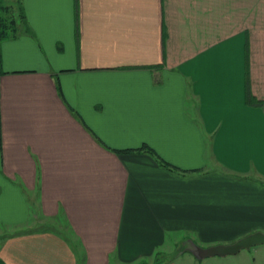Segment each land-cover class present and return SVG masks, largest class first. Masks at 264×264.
<instances>
[{"label": "crops", "instance_id": "1", "mask_svg": "<svg viewBox=\"0 0 264 264\" xmlns=\"http://www.w3.org/2000/svg\"><path fill=\"white\" fill-rule=\"evenodd\" d=\"M17 2L26 24L0 39L3 264L173 246L162 264H207L189 243L264 231V0H0ZM36 214L68 231L23 230Z\"/></svg>", "mask_w": 264, "mask_h": 264}, {"label": "rangeland", "instance_id": "2", "mask_svg": "<svg viewBox=\"0 0 264 264\" xmlns=\"http://www.w3.org/2000/svg\"><path fill=\"white\" fill-rule=\"evenodd\" d=\"M31 210V208H30ZM33 210V208H32ZM31 210V212H32ZM36 210V209H35ZM40 214H36L35 217H31V222L29 223V226H25V228L23 227V230H29V229H44V228H60L62 231H68L67 229H65L64 225L65 222L62 221L63 226H57V223L55 221L50 222L49 221H42L41 220V216H39ZM23 214L18 212L17 213V218L21 220V218H23ZM17 226H15L14 228L16 229ZM19 229V227L17 228ZM7 232V231H4ZM253 232H257V231H252ZM264 233V231H259ZM250 233H247L245 235H241L240 237H237L236 239H234L233 242L237 241L238 239L248 235ZM229 243H223V242H218V243H213V244H206L204 245L205 247H210L213 245H218V244H230ZM172 248L171 252H168L167 254H165L164 257H162V255H160V263L162 264L164 262V260L168 257H172L174 255H176L178 253L179 249H176V246L170 247ZM156 257V255H155ZM155 261V259L152 261V263ZM203 261H207V264H264V244L261 245H256V246H252L248 249H242L240 250L238 253L233 254V255H227V256H212V257H206L204 258ZM140 263H144V261H139L137 263H133V264H140ZM148 264H152L151 262H147ZM200 263V261H199Z\"/></svg>", "mask_w": 264, "mask_h": 264}, {"label": "water", "instance_id": "3", "mask_svg": "<svg viewBox=\"0 0 264 264\" xmlns=\"http://www.w3.org/2000/svg\"><path fill=\"white\" fill-rule=\"evenodd\" d=\"M264 244V233L253 232L230 244H218L210 247H200L189 243L186 247L196 258L202 259L212 256H227L238 253L242 249Z\"/></svg>", "mask_w": 264, "mask_h": 264}, {"label": "trees", "instance_id": "4", "mask_svg": "<svg viewBox=\"0 0 264 264\" xmlns=\"http://www.w3.org/2000/svg\"><path fill=\"white\" fill-rule=\"evenodd\" d=\"M17 20L26 24L25 14L20 2L16 3V10H13L11 6L0 4V39H5L16 35V32L18 31L16 24ZM261 184L264 186V182ZM160 258V255L156 254L155 261L152 264H161ZM0 264L3 263L0 261ZM140 264L148 263L144 262Z\"/></svg>", "mask_w": 264, "mask_h": 264}]
</instances>
